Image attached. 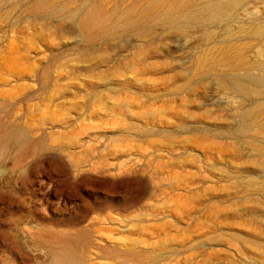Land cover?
I'll use <instances>...</instances> for the list:
<instances>
[{
	"label": "rangeland",
	"instance_id": "rangeland-1",
	"mask_svg": "<svg viewBox=\"0 0 264 264\" xmlns=\"http://www.w3.org/2000/svg\"><path fill=\"white\" fill-rule=\"evenodd\" d=\"M90 1L0 0V264H264V0Z\"/></svg>",
	"mask_w": 264,
	"mask_h": 264
},
{
	"label": "bare ground",
	"instance_id": "bare-ground-1",
	"mask_svg": "<svg viewBox=\"0 0 264 264\" xmlns=\"http://www.w3.org/2000/svg\"><path fill=\"white\" fill-rule=\"evenodd\" d=\"M240 5L241 0H148L145 11L154 13L164 10V13L171 14L179 9H191L187 13L188 17L193 22L202 24L213 20H221ZM113 12L114 9L105 11L102 0L90 1L80 12L79 28L81 32L90 33V30L103 26ZM252 28L258 32L261 31L256 24ZM223 49L231 51L234 47L233 45H226ZM238 62V64L245 63L241 57Z\"/></svg>",
	"mask_w": 264,
	"mask_h": 264
}]
</instances>
